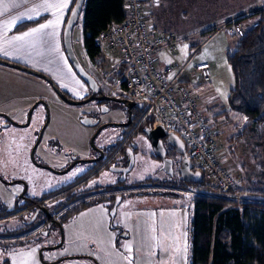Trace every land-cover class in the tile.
I'll return each mask as SVG.
<instances>
[{
	"label": "rangeland",
	"instance_id": "obj_1",
	"mask_svg": "<svg viewBox=\"0 0 264 264\" xmlns=\"http://www.w3.org/2000/svg\"><path fill=\"white\" fill-rule=\"evenodd\" d=\"M263 4V0H160V4L151 9L148 16L153 21L151 14L157 11L161 15L170 8L167 20L172 21L175 13L176 17H180L178 13L181 11L186 13V7L189 5L188 11L191 14L188 13L186 18L192 20L197 17L195 20L200 19L202 20L200 22H204L208 19H225L234 12L242 10H247L244 15L249 16ZM252 20L257 18L253 17ZM182 25L180 23V26ZM215 27L220 29L218 26ZM170 32L176 36L173 30ZM210 32L207 30L203 34ZM222 32H219L215 39L221 38ZM81 34L80 14L72 27L71 43L83 66L95 71L100 77L104 72H111L121 67V63L116 58H111L114 52L108 51L104 53L106 61H101L103 65L97 67L90 63L93 68L91 69L83 56ZM213 40L201 48L198 55L203 56L207 53ZM187 41H180L178 45L186 47ZM177 48L175 46V49ZM112 61L114 66L110 69L109 65ZM227 69L234 82L230 67ZM21 73L23 78L20 77L19 80L0 74V98L18 94L25 100V104H30L25 113L18 114L20 121L23 122L28 120L30 115L26 125L17 127L11 124L7 129L3 126L5 120L0 115V129H2L0 131V200L13 206V199L20 198L24 191L26 199L23 200H29L27 207L29 211L21 215L0 218V264H191V198L198 189L185 187L186 192H182L173 187L172 190L176 192L171 195L164 192L161 187L148 188V183L153 184V181L176 185L179 174L177 161L180 155H172V170L170 173L165 172L161 159L153 154L152 146L149 144L147 146L141 133L137 132L132 143V146H135L132 168L125 173V179L119 178L120 173L117 171L102 169L86 185L80 184V181L70 185L80 178L83 169L88 166L86 163H78L69 170L65 169L72 165L66 166L72 159L71 152L89 147L91 130L82 124L81 120L85 116L81 111L83 109L97 111L102 120L113 117L124 119V104L116 100H106V104L109 105L106 111L93 101L87 102L84 107L72 106L55 94L50 84L42 77L27 70ZM226 78L228 79L229 76ZM54 81L62 89L75 94L70 87L66 85L64 87L61 82ZM28 96L37 98L30 101L26 98ZM104 107L107 108L105 104ZM99 113L93 115L91 119ZM245 121L244 116L235 111L223 113V116L212 120L213 127L219 134L221 161L233 174L234 183L242 190L239 195L234 196L239 199L232 197L234 203L240 204L247 197L254 198L246 191L251 188L252 181L261 179L264 172V167L260 169L257 163V156L264 163V128L261 126L262 129L260 127L258 131L248 130L246 133L243 128ZM41 130L43 131L33 153V159L43 162L38 155L44 148L49 155L46 164L51 163L65 169L60 174L37 166L31 158V149L36 144ZM111 130L116 131V137L119 136L118 128ZM116 137L105 138L103 143L110 142L109 140H114ZM1 179L5 181L21 179L23 183H12L9 188ZM120 179L122 185L117 188L115 185ZM109 186L117 189L113 191L114 201L105 198L91 202L63 225H60L58 220L52 219L53 206L61 203L65 197L72 193L80 194L82 189L84 191L93 188L96 189L95 192H101L111 188ZM62 187H65L64 190L67 188L72 190L49 201H47L49 197L43 198L46 192ZM126 188L131 190V193L123 192L122 189ZM221 191L223 195L229 196L225 191ZM30 199L34 202H42L52 214L45 209L40 211L38 205L30 202ZM241 199L242 201H239ZM90 206H93L92 209L84 211ZM42 219L44 221L40 224ZM7 231L11 235L6 234ZM117 249L124 252L118 253ZM113 251L114 255H112Z\"/></svg>",
	"mask_w": 264,
	"mask_h": 264
},
{
	"label": "trees",
	"instance_id": "obj_2",
	"mask_svg": "<svg viewBox=\"0 0 264 264\" xmlns=\"http://www.w3.org/2000/svg\"><path fill=\"white\" fill-rule=\"evenodd\" d=\"M143 1L149 2V0ZM80 14L82 48L91 62L100 52L96 43L98 34L110 24L120 23L124 19V0H83ZM253 17L257 20H252ZM248 19H251L250 24L246 26L242 24ZM229 23L233 25L241 23L243 32L241 35L235 32L237 38L235 45L225 51L226 61L234 77V86L228 91L227 108L221 113L235 111L244 116L246 121L243 128L246 133L248 130L258 131L261 126L264 128V4L249 16H240ZM122 68L121 65L111 72H104L102 76L109 83H116ZM184 82L190 86L188 82ZM126 97L133 99L130 96ZM143 103L142 109L134 110L137 111L134 123L144 111L145 102ZM209 121L214 126L212 120ZM145 123L150 127L151 118L148 117ZM173 150L172 147L169 148V151ZM188 155L192 161L189 152ZM257 161L260 169H263L264 163L258 156ZM193 169L196 170L197 167L193 165ZM260 178L262 180L252 181L251 188L246 191L254 198L247 197L243 201L241 199L239 200L242 201L241 204L234 203L235 200L230 196L223 195V192L221 194L218 189L208 186L203 181L195 183L179 180V184L175 185L176 188L198 189L191 198V264H264V172ZM153 182V186L161 187L168 194L173 195L176 192L172 190L173 184ZM235 189L242 191L239 186ZM231 192L228 191V194ZM45 197L46 195L43 198ZM80 197L64 199L63 202L53 206V211L58 212ZM28 201L19 199L13 207L8 208L0 200V218L29 206ZM93 201L95 199L73 203L60 214L59 219L62 222L67 221ZM30 202L34 203V200L30 199ZM6 234H10L9 231Z\"/></svg>",
	"mask_w": 264,
	"mask_h": 264
},
{
	"label": "crops",
	"instance_id": "obj_3",
	"mask_svg": "<svg viewBox=\"0 0 264 264\" xmlns=\"http://www.w3.org/2000/svg\"><path fill=\"white\" fill-rule=\"evenodd\" d=\"M45 2L51 5H59V15L57 16L55 14L57 12L56 7H50L47 11H45L44 8L39 7V5L44 4ZM73 2V0H0V58L12 62H18L30 68L51 74L56 78H58V73L62 71L65 72L66 76H69L72 80L78 81V78H76L77 76L75 75L74 70L72 69V66L64 52L62 39L63 28L65 22L68 19ZM64 5H66V7ZM163 6L164 5H162V7ZM153 8L155 7H151L150 4H147L146 9L149 13ZM186 8V13H183L182 11L178 13L177 11L180 17L177 16V18V14L175 13L174 19L172 18V21L167 20V16L170 14V8L166 9V11H164V13L161 15L157 11L156 13L151 14L153 24L157 29L169 33H171L170 31L173 30L176 33V36L174 34L173 36L176 39V47H178L177 49L171 51L168 49L159 50L157 62L160 67H165L171 63L184 62L188 57H192L189 65L199 61H209L211 79L208 82L201 81L198 76L192 77L187 72L182 73L180 77L182 80L188 82L195 93L200 97L201 103L204 107V112L208 119L215 120L216 118L223 116L221 112L227 108L228 91L234 86V82L228 73L227 67H230V65L226 61L225 51L227 48H231L235 45L237 38L235 36L234 25L229 22L238 16L244 15L247 10L234 12L233 15H230L225 19H208L204 22H200L202 20H195L197 17L192 20L187 19L186 16L188 13H190L188 11L189 5H187ZM37 12H39V15L36 14ZM181 13H183V15ZM27 16H32L33 19H26L25 17ZM17 18H19L18 23L16 26H13L10 21ZM49 21H53L55 25V35L52 40L51 49L44 47L40 43V33H35L33 36L25 37L22 41H14L12 39L14 36H20L31 29L38 28L41 24L48 23ZM250 22L251 21L248 19L244 20L242 24L246 26ZM180 23L183 25L180 26ZM200 23L202 25H200ZM215 26L220 27V29H217ZM207 30H210L211 32L208 34H203V32ZM223 30L224 32H222ZM48 31H52V29H49ZM219 32H222L221 38L215 39ZM211 40H213V42L210 44L208 52L203 54V56L198 55L199 50L205 47ZM180 41H187V46H179L178 44ZM5 51L8 52V55L3 54ZM82 52L89 64V67L93 69L90 63H92V65L95 64L93 61H89V59L84 54L83 48ZM22 71L23 70L18 67L0 62L1 76H9L13 80H19L20 77L23 78V74L21 73ZM96 76L100 80H104L105 83L107 82L105 89H107L112 94H114V92L121 94L125 93L123 86L116 83H109L103 76L100 77L97 74ZM228 76L229 78L227 79L226 77ZM22 81L23 79L21 82ZM45 81L48 83L47 80ZM63 81L64 77L62 79V84L64 83ZM65 84L66 82L63 85ZM26 98H28L30 101H33L37 97L28 96ZM133 99H135L137 103H141V100L136 98ZM29 106L30 104H25V100L18 94H13L12 96L6 98H0V112L4 115L13 117L17 123H23V121H20L21 119L18 114L25 113ZM0 115L3 118L4 115ZM28 118L30 119V115ZM29 119L26 120L27 124ZM9 127L7 129H9ZM42 131L43 130H41V132ZM77 151L78 150L76 149L74 150V152ZM81 151L87 152L88 149ZM39 156L45 159V161H48L47 157L49 155L44 148L41 149ZM151 186H153V184H151ZM17 201V198L13 199L14 204ZM2 203L5 204V202ZM5 205L8 208L13 207L10 206L9 203ZM92 207L93 206H90L84 211H88L92 209ZM16 213L20 214L22 212L17 211ZM117 251L118 253L124 252L119 249H117ZM112 255H114V251Z\"/></svg>",
	"mask_w": 264,
	"mask_h": 264
},
{
	"label": "built area",
	"instance_id": "obj_4",
	"mask_svg": "<svg viewBox=\"0 0 264 264\" xmlns=\"http://www.w3.org/2000/svg\"><path fill=\"white\" fill-rule=\"evenodd\" d=\"M147 4L156 7L160 0H124L125 17L120 23H113L96 37L100 52L93 63L100 67L106 61V52H114L122 65V72L116 84L125 93L141 102L145 109L138 119L151 118L150 127L164 126L184 141L187 152L192 156V164L200 170L202 181L221 193L232 191V198L239 191L233 174L221 161L218 131L211 125L204 112L200 97L191 86L180 77L183 72L203 82L211 79L209 61H199L189 65L192 57L184 62L171 63L160 67L157 62L161 49L174 50L176 39L169 32L157 29L150 20ZM237 34H242L241 23L234 25ZM113 61L109 65L113 69ZM239 199V197H234Z\"/></svg>",
	"mask_w": 264,
	"mask_h": 264
},
{
	"label": "flooded vegetation",
	"instance_id": "obj_5",
	"mask_svg": "<svg viewBox=\"0 0 264 264\" xmlns=\"http://www.w3.org/2000/svg\"><path fill=\"white\" fill-rule=\"evenodd\" d=\"M82 67L84 68L86 73L94 81V84H95L94 87H91L87 82H85L75 72V70L73 68L72 69L74 70V73L77 76L76 78H78V81L72 80L69 76H66V74H63L62 71L58 73L59 79H57L56 77H54L51 74H47L46 72H45V74L49 75L51 78H53L54 80H56L59 83L60 82L62 83V79L64 77L63 82L64 83L66 82L65 85L67 87H70L73 91L76 92L75 94H73V93L69 92L68 90L62 89L61 87L58 86L60 88L61 92L63 93V95L67 98V100H65L61 96H60V98L64 102L68 103L69 105L84 107L87 102L93 101L98 107L99 106L103 107V109H102L103 111H106L109 108V105L106 104V100L107 101L116 100L117 102L124 104L123 109L125 110V118L119 119V118L113 117V118H110L108 120H102L100 113L97 111H93L91 109H83L81 111V114H84V116H85V118L81 120L82 124L88 126V128L91 130V135L89 136V141H88L89 142L88 151L87 152H84V151L71 152L70 154H71L72 159L66 164V166L69 164H72V165L69 168L66 166H64V167H66L65 169L69 170L70 168H72V166L77 165L78 163H86V164H88V166H87V168L84 167L85 169H83V173L81 174L80 178H78L75 182L71 183L70 185H73V184L77 183L78 181H80V184L85 183V185H86L88 183V181L91 178H93L94 175L97 174L102 169H109L111 171H117L120 173L119 178L124 177V179H125L126 176H124V175L128 171L123 172L122 169L126 168L129 165L131 157L133 159L135 146L134 145L132 146V143H133V138L136 136L137 132L141 133V135H142L141 137L143 138V140L147 144V146H148V144H149V146H151L149 139H148V132H147L149 126H148V124L145 123V121L147 119H142L139 123L135 122L136 124L134 123L135 115L137 113V111H134V110H136L137 108L142 109L144 106V103L143 102L137 103L135 99H128L126 97V96H128L126 93L121 94V93H115L114 92V94H112L107 89H105L107 82L105 83L104 80H102V79L100 80L96 76L95 72L88 70L83 65H82ZM65 85H64V87H65ZM51 87L53 88L52 85H51ZM53 90L57 94V92L55 91L54 88H53ZM88 97H89V100H87L86 102H82V103H72L71 102V101H75V100L80 101V100L88 98ZM130 100L134 101V103L132 102V104L130 106H128L127 103ZM104 104L107 106V108L104 107ZM97 113H99V114L97 116H94L93 119H91V117ZM0 114L4 115L1 112H0ZM86 117H88V118H86ZM3 120H5V123L3 126L7 127V128L11 124H13L15 126H18V125L23 126V125L27 124L26 121L23 123H17V122H15L16 120L13 117L8 116V115H4ZM110 128L111 129L118 128L119 131L117 130V132L119 133V136L116 137L117 136L116 131L111 130ZM108 129H110V130H108ZM1 130L2 129H0V131ZM104 130H106V131L103 132ZM41 133L42 132L40 131L38 138H41L40 137ZM108 137H116V138H114V140L113 139L109 140L110 142L103 143V140L105 138H108ZM163 144H164V147L166 149V156L167 157L171 158L172 155H180L177 152H175V150L169 151V148L172 146L169 143H167L165 141V139L163 140ZM37 145H38V142L36 143L34 151L36 150ZM144 155H146V153H144ZM38 157L43 162H39V161L35 160V158L33 159L31 156V158L34 160L35 164L41 168H48L49 170H51L55 173H58V174L62 173L65 170L64 168L56 167L53 164L48 165V164H46L45 159H43L39 155H38ZM180 158H181V156H180ZM180 158L178 160V165H180ZM171 160H172V158H171ZM179 180H181V179H180L179 174H178V181L176 182V185L179 184ZM181 181H184V180H181ZM2 182L5 185H7L8 187H10L11 184L15 183V182L23 183V180H21V179H14L12 181L2 180ZM120 185H122L121 179L118 181V183L115 185V187L119 188ZM173 186L175 187L174 184H173ZM109 187H111V188L105 189L104 191H101V192H98V191L95 192L96 189L92 188V189H87L84 191L82 189L79 192L80 194H78V193L73 194L72 193L70 196L65 197L64 199L72 198L75 196H81V197L78 200L71 202L67 206L61 208L60 210H58V212L53 211L54 215L52 216V219L58 220L59 224L63 225L64 222H62L61 219H59L60 214L65 209H67L68 207L73 205V203L80 201V200L95 199V201H98L100 199L107 198L111 201H114L115 195L113 194V191H115L117 189H115L114 186H109ZM150 187H151V184L148 183V188H150ZM58 189H57V191L56 190H53V191L50 190L49 192H46L44 194V196L46 195L45 198L49 197V199L47 201L54 199L56 197L62 196L65 193H68V192H70V190H72L69 188L64 190L65 187L58 188ZM126 189H122L123 192L131 193V190H128V189L126 190ZM175 189L180 190V191L182 190V188H176V187H175ZM183 190H182V192H186L185 190L184 191ZM23 192H22V196H20V198H17L18 200L20 199L21 201H24L23 199H26L25 192L24 193ZM34 203L36 205H38V209L40 211H44V209L47 210L46 206L43 205L42 202L37 201ZM27 207H23L18 211H21L22 213L27 212V211H29V208H27ZM47 212H49V211L47 210ZM22 213L17 214L15 212L9 216L21 215ZM78 213H80V212H78ZM44 214H46V213L44 212ZM50 214H52V213H50ZM6 217H8V216H6ZM43 221L44 220L42 219L40 221V224H42ZM8 235H11V234H8ZM15 235H12V236H15Z\"/></svg>",
	"mask_w": 264,
	"mask_h": 264
},
{
	"label": "water",
	"instance_id": "obj_6",
	"mask_svg": "<svg viewBox=\"0 0 264 264\" xmlns=\"http://www.w3.org/2000/svg\"><path fill=\"white\" fill-rule=\"evenodd\" d=\"M82 3H83V0H75L74 5L70 10L67 22L65 23L64 29H63V47H64V52H65V54H66V56H67V58L71 64L72 68L75 70V72L85 82H87L91 87H94L95 86L94 81L92 80V78L86 73V71L82 67L80 61L78 60V58H77V56L73 50L72 43H71L72 27H73L74 22L77 20L79 14H80ZM0 62L6 63L8 65H12V66L18 67L22 70H27L31 73L39 75L40 77L47 80L48 83L53 86V88L55 89V91L57 92V94L59 96H61L65 100H67V98L61 92L58 85L55 83V81L49 75H47V74H45L39 70L25 66V65H21V64L17 65V64H13L11 62H7L6 60H4L2 58H0ZM87 100H89V97L82 99L80 101L75 100V101H71V102L72 103H82V102H86ZM132 102L134 103V101L130 100L127 103L128 106H130L132 104ZM147 132H148L149 142H150L152 149H153V153L156 157L161 159L162 168L165 172H167V173L171 172L172 160L170 157L166 156V149H165L164 144H163L164 139L167 143H169L174 148L175 152H177L181 156L180 165H179V177H180V179L187 181V182H195V183L202 182L201 172L198 169H196V170L193 169V164H192V161H191V159L188 155V152L186 150L185 143L178 136V134H176L173 131L167 130L162 125H157L155 128L148 127ZM38 141H39V138H38L37 142ZM35 146H36V144L34 145V147L31 150L32 158H33ZM132 160L133 159L131 157L129 165L126 168L122 169L123 172L130 170V168L132 167Z\"/></svg>",
	"mask_w": 264,
	"mask_h": 264
},
{
	"label": "snow or ice",
	"instance_id": "obj_7",
	"mask_svg": "<svg viewBox=\"0 0 264 264\" xmlns=\"http://www.w3.org/2000/svg\"><path fill=\"white\" fill-rule=\"evenodd\" d=\"M64 6L66 7V5H64ZM39 7L44 8L45 11H47L50 7H56L57 8V12L55 14L57 16L59 15V11H60L59 5H51V4H48L47 2H45L44 4L39 5ZM36 14L39 15V12H37ZM25 18L29 19V20L33 19L32 16H27ZM18 19L19 18L13 19L12 21H10V23H12L13 26H16V24L18 23ZM49 29H52V31H48ZM54 29H55L54 22L53 21H49L48 23L41 24V25H39L38 28L31 29L30 31L25 32V33H23L20 36H14L12 39L14 41H22V40H24L25 37L33 36L35 33H40V36H39L40 43L44 47H46L48 49H51L52 40H53V37L55 35ZM3 54L4 55H8V52L5 51Z\"/></svg>",
	"mask_w": 264,
	"mask_h": 264
}]
</instances>
